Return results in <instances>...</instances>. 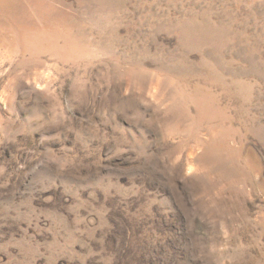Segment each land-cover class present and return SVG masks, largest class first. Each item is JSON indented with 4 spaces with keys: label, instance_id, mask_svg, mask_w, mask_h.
I'll use <instances>...</instances> for the list:
<instances>
[{
    "label": "rangeland",
    "instance_id": "obj_1",
    "mask_svg": "<svg viewBox=\"0 0 264 264\" xmlns=\"http://www.w3.org/2000/svg\"><path fill=\"white\" fill-rule=\"evenodd\" d=\"M0 264H264V0H0Z\"/></svg>",
    "mask_w": 264,
    "mask_h": 264
}]
</instances>
